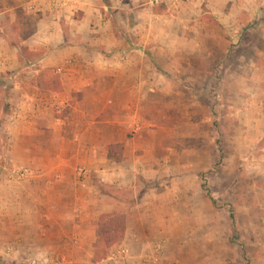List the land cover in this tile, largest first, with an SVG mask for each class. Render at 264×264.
Returning <instances> with one entry per match:
<instances>
[{
  "label": "rangeland",
  "instance_id": "obj_1",
  "mask_svg": "<svg viewBox=\"0 0 264 264\" xmlns=\"http://www.w3.org/2000/svg\"><path fill=\"white\" fill-rule=\"evenodd\" d=\"M29 2L0 0L4 9L19 5L23 10L14 9L16 16L31 23L13 29V10L0 9V43L18 46L25 66L36 65L46 50L29 54L20 48L22 33L44 28L34 24L40 15ZM85 5L88 19L106 22L114 32L109 53L131 87L103 105L47 112L75 119L76 130L96 131L98 138L87 142L100 140L102 147L121 141L134 168L120 170L116 184L93 168L77 173L81 166H75L77 180L87 185V226L69 229L60 242L41 234L36 244L22 242L19 250L17 238L7 233L12 245L3 249L0 243V264H111L106 257L118 246L127 249L123 264H264V0ZM80 12L75 6L62 19ZM67 25L68 33L76 29ZM66 36L64 48L99 50L95 40ZM15 80L11 71L0 76V111ZM106 196L114 200L112 207ZM95 202L106 205L102 211L124 215L127 227L122 241L97 255L94 220L89 224ZM46 243L52 247L43 248Z\"/></svg>",
  "mask_w": 264,
  "mask_h": 264
},
{
  "label": "crops",
  "instance_id": "obj_2",
  "mask_svg": "<svg viewBox=\"0 0 264 264\" xmlns=\"http://www.w3.org/2000/svg\"><path fill=\"white\" fill-rule=\"evenodd\" d=\"M75 6L81 11L80 15L63 21L62 18L67 17L64 12ZM19 7L14 4L4 9L0 5L4 11L13 10L10 24L13 29L31 24L29 20L21 22L16 16L14 9ZM29 7L39 11L40 16L34 24L44 28L37 33L32 29L22 33L19 44L29 54L46 49L37 55L36 65L19 64V47L8 48L0 43V76L11 71L17 79L9 93L11 97L3 101L0 111V140H3L0 148V243L3 249L12 245L6 241L7 233L17 238L15 246L19 250L22 242L36 244L41 234L57 237L56 241L60 242L64 241L63 236L69 229L80 230L87 226V185L83 179L77 180L73 172L75 166L93 168L108 182L119 178L120 170L134 168L124 149L118 162L105 157L106 145L121 141L106 142L102 147L100 140L87 142V137L98 138V133L87 126L76 130L75 119L50 116L47 112L70 105H103L102 100L107 97L113 100L122 89L131 87L115 55L109 53L116 44L114 32L106 22L86 17L89 7L85 0H30ZM67 24L76 29L66 32ZM66 34L73 38L79 36L84 42L95 40L99 50L76 45L64 48L61 38ZM55 41L58 47L52 44ZM106 164H112L109 170L104 169ZM19 167L27 168L28 173L18 179L10 176L9 170ZM114 183L121 182L116 179ZM106 201L112 207L111 196ZM93 207L89 224L94 220L91 228L93 226L96 231L97 216L111 212L102 211L106 205L96 202ZM126 230L125 222V235ZM48 241L55 240L48 238ZM46 247L52 244H44L43 248ZM34 248L35 245H29V249Z\"/></svg>",
  "mask_w": 264,
  "mask_h": 264
},
{
  "label": "trees",
  "instance_id": "obj_3",
  "mask_svg": "<svg viewBox=\"0 0 264 264\" xmlns=\"http://www.w3.org/2000/svg\"><path fill=\"white\" fill-rule=\"evenodd\" d=\"M17 10L20 12V9ZM105 157L111 161H120L122 158V143L114 142L107 144L105 147ZM95 224V255L122 240L125 230L124 215L119 213H101L97 216Z\"/></svg>",
  "mask_w": 264,
  "mask_h": 264
},
{
  "label": "built area",
  "instance_id": "obj_4",
  "mask_svg": "<svg viewBox=\"0 0 264 264\" xmlns=\"http://www.w3.org/2000/svg\"><path fill=\"white\" fill-rule=\"evenodd\" d=\"M77 173L81 172V168L77 169ZM10 176L18 179L28 173V169L24 167L12 168L9 170ZM127 249L124 246H118L113 251H110L106 259L111 261V264H123L126 260Z\"/></svg>",
  "mask_w": 264,
  "mask_h": 264
}]
</instances>
